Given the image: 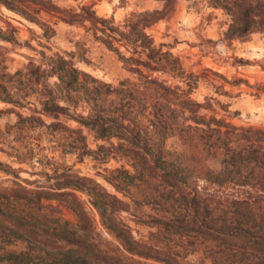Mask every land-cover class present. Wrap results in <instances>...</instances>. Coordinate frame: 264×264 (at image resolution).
Here are the masks:
<instances>
[{
  "label": "clouds",
  "instance_id": "clouds-1",
  "mask_svg": "<svg viewBox=\"0 0 264 264\" xmlns=\"http://www.w3.org/2000/svg\"><path fill=\"white\" fill-rule=\"evenodd\" d=\"M47 2L53 10L30 0L18 6L35 18L30 21L0 0V31L6 34L11 25L19 42L0 39V193L34 195L42 211L89 229L121 264H264V246L257 243V236L264 239V227L259 233L248 229L222 237L195 231L162 234L160 223H147L174 219L165 211L172 201L210 199L229 188L258 225L264 220V158L241 162L247 183H220L233 165L224 146L212 143L219 136L228 150L238 151L255 140L264 151L260 17L252 15L243 33L229 36L236 9L216 0H182L179 12L147 25L137 23L140 14L162 11L166 0ZM186 16L193 21L192 47L173 43ZM142 41L147 46L141 47ZM181 48L184 56L178 55ZM149 49L178 57L179 67L149 70L137 62L147 60ZM233 58L262 63L228 67ZM29 64L39 68L38 80L26 75ZM205 68L229 80L234 73L247 83L232 87L209 74L189 88L187 73ZM156 85L171 90L161 99V117L152 108ZM219 85L232 96L221 94ZM49 100L63 111H46ZM125 100L130 106L121 108ZM98 118L116 123L101 134L92 126ZM241 130L248 131L249 139ZM208 132L211 140L205 143L201 137ZM133 133L140 137L136 145L131 144ZM43 194L66 200L40 199ZM145 250L157 255H145ZM21 255H32L39 264L43 254L31 252L24 239L0 244V264Z\"/></svg>",
  "mask_w": 264,
  "mask_h": 264
},
{
  "label": "trees",
  "instance_id": "trees-1",
  "mask_svg": "<svg viewBox=\"0 0 264 264\" xmlns=\"http://www.w3.org/2000/svg\"><path fill=\"white\" fill-rule=\"evenodd\" d=\"M175 0H166L165 7L162 11H153L152 13H142L138 17L137 23L147 25L157 18L166 17L172 10ZM29 0H4V4L9 10L18 11L26 19L30 21L35 18L31 16L24 8L18 7L20 4H27ZM217 3H224V6L231 4L236 9L234 14V23L230 26L229 33L226 35H234L243 33L250 24H252V15L260 17L259 25L264 26V0H216ZM31 4L38 5L46 11L53 10V6L47 0H30ZM37 10V9H34ZM243 24V27L240 25ZM47 36V30L45 32ZM0 39H6L9 42H14L12 29L5 34L0 31ZM147 46V41H142L141 47ZM165 45H161L164 47ZM146 61H137L143 64L149 70H157L167 67L175 70L179 67L178 57H172L170 53L159 52V49H149ZM3 53H0V67L3 66ZM148 61H152L149 64ZM29 71L26 74L28 78L39 79L40 70L38 67L28 66ZM19 74V73H17ZM183 75V73H180ZM218 75L223 81L228 82L224 76ZM187 81L189 88L194 86L198 76L192 73H187ZM0 79H4V74L0 72ZM155 83V82H153ZM0 90H3V85H0ZM221 94L222 87H217ZM157 95L155 96L152 108L153 113L157 117L164 114L165 108L161 104V99L166 98L171 90L164 88L162 85H156ZM131 97V93H127ZM219 104V102L217 101ZM130 106L125 100L121 108ZM191 110H194L195 105L188 104ZM204 107L210 108V104H205ZM222 109H226V104H220ZM45 110L55 114L57 111H63L57 108L52 100L45 104ZM202 121V118H198ZM217 125L223 124V121L210 120ZM115 120H104L98 118L92 123L93 127H97L101 134L106 133ZM108 125V128H105ZM59 125H53L52 128H59ZM241 135L247 140L249 133L247 130H241ZM212 132L205 133L201 138L205 143L211 140ZM251 137L259 138L258 134L251 133ZM140 142L138 133H133L131 136V144L136 145ZM223 145L225 155L231 159L233 167L219 179L220 183L232 181L238 185L248 182V178L241 173L239 165L242 161L254 160L258 157L264 158V151L261 146L253 142L241 147L238 151H230L224 141H220L217 136L213 144ZM60 178H58L59 181ZM123 179V177H121ZM67 184L68 178L64 181ZM40 199H58L66 200L65 196L43 194ZM165 211H170L174 219L166 222L163 221H148L147 223H160L163 232L162 234H171L175 232H191L197 234H209L213 236H227L229 233H237L240 231L252 229L253 233H259L264 227V220L258 225L254 219L253 213L248 205L238 199V194L231 188L218 197L210 199L197 198L194 200L182 199L180 201H172L168 204ZM13 239H24L30 242V251L38 254H43L39 264H121L119 257L108 248L101 246L96 242L95 237L89 229L74 228L70 223L62 221L54 211L44 212L38 207L37 198L29 193L21 192L17 195L0 193V244L8 243ZM257 243L264 246V239L257 236ZM145 255L156 256L152 250H145ZM6 264H37L36 258L32 255L11 256L6 260Z\"/></svg>",
  "mask_w": 264,
  "mask_h": 264
},
{
  "label": "rangeland",
  "instance_id": "rangeland-1",
  "mask_svg": "<svg viewBox=\"0 0 264 264\" xmlns=\"http://www.w3.org/2000/svg\"><path fill=\"white\" fill-rule=\"evenodd\" d=\"M180 2H182V0H175L174 1L172 10L169 12V14L165 18H170L171 15L174 12H179L180 11L177 8L178 3H180ZM181 20L183 22L184 27L180 30V32H178L177 36H175L173 38V43L184 42V43H187L189 47H192L193 45L189 42L188 35L191 32V30H192L193 21H192V19H191L190 16L181 17ZM9 29L10 30L12 29V34L14 36V42H13V44L18 45L19 42L15 39V35H14V33L17 30L14 27H12L11 25L8 26V30ZM209 31H213V29L210 27ZM180 33H183V35H181ZM213 34H215L214 31H213ZM208 42H210V41H208ZM24 43H25V45H27V41H25ZM178 55L179 56H184L185 55V49L181 48L179 50V54ZM261 63H262V61H259V60H247V59L233 58L232 65L231 66H228V67L239 66L240 68H244V67H249V66H251L253 64H261ZM188 73H192V72H188ZM192 74L197 75L198 76V79H201L202 77L205 78V79H207V77H208L209 74L212 77H219L218 75H214L213 72L211 71V69H206V68L205 69H201L198 73H192ZM216 74H219V73H216ZM230 74L233 75V78L231 80H229L227 78V76H224V78H226L227 81H228V82H225L224 81V84H228L229 86H232V87H238L242 83L243 84H246L247 83L246 80H243L242 78L235 76L234 73H230ZM218 87H222V90H223V85H219ZM257 90L258 91L261 90L260 89V86H257ZM237 95H239V93H237ZM225 96L231 97L232 94L226 92V95Z\"/></svg>",
  "mask_w": 264,
  "mask_h": 264
}]
</instances>
